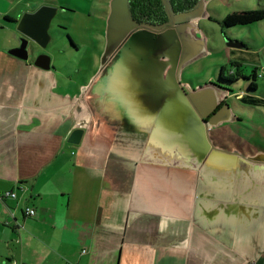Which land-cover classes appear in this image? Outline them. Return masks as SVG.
<instances>
[{"label": "crops", "instance_id": "0c3cea01", "mask_svg": "<svg viewBox=\"0 0 264 264\" xmlns=\"http://www.w3.org/2000/svg\"><path fill=\"white\" fill-rule=\"evenodd\" d=\"M42 6L64 35L49 71L8 53ZM176 19L155 32L128 0H0V264H264V82L254 103L219 82L230 62L260 73L264 22L231 32L242 46L213 79Z\"/></svg>", "mask_w": 264, "mask_h": 264}, {"label": "trees", "instance_id": "16d2710c", "mask_svg": "<svg viewBox=\"0 0 264 264\" xmlns=\"http://www.w3.org/2000/svg\"><path fill=\"white\" fill-rule=\"evenodd\" d=\"M200 3L201 0H128V9L130 18L137 29L162 32L170 28L174 16L190 13ZM262 22H264V4L259 3L255 10H242L228 14L219 24L225 31L236 27L247 29ZM261 77L256 70L251 75H246L244 67L237 62H230L229 65L221 67L219 82L228 89L235 87L240 81H245L247 89L242 93L241 100L245 103H254L251 97L257 90V79Z\"/></svg>", "mask_w": 264, "mask_h": 264}, {"label": "rangeland", "instance_id": "374dc122", "mask_svg": "<svg viewBox=\"0 0 264 264\" xmlns=\"http://www.w3.org/2000/svg\"><path fill=\"white\" fill-rule=\"evenodd\" d=\"M210 0H201V3L199 6L189 14L190 16L186 14H179L177 15L176 21L178 23H186L189 22L190 27L188 28V32H191V30H194L195 33L200 34V38L202 39V43L199 46V48L196 50L198 51V59H197V65H199L202 68V72L204 75L210 77L212 76L213 79H215L217 74V65L221 63H226V55L228 50V42L227 40H231L234 38V36H231V32L235 34V38L239 37L241 40L245 42L248 41V37L250 36L249 32L247 31L246 27H236L231 29H226L223 31L221 25H219L217 22L209 21L205 16V10L208 7L216 8L220 15L226 16L230 12L234 10H243V6L239 4L238 0H216L214 2V5L208 6ZM230 4V5H229ZM245 5V4H243ZM258 7V0H256L255 3V9ZM253 9V10H255ZM197 19L200 21L201 28L194 27L192 24L193 20ZM255 28H259L258 24L253 25ZM0 31H3V29H0ZM50 34L53 35V38L56 39L52 43L48 45L46 49H41L43 52H47L49 56L52 58L55 54V51L52 50L54 48V45L60 41V39H64V35L62 34L61 30L59 29H50ZM196 36L189 33V39L196 40ZM52 55V56H51ZM36 54L34 52H31L29 60L35 61ZM262 67V66H261ZM248 72L250 73L252 71L251 67H248ZM260 70H263L262 73L264 74V67H262ZM264 82V78L259 79V83ZM240 85H243V89L246 88V82L240 81ZM238 84V85H239ZM261 90L264 91V87H261Z\"/></svg>", "mask_w": 264, "mask_h": 264}, {"label": "water", "instance_id": "95a60500", "mask_svg": "<svg viewBox=\"0 0 264 264\" xmlns=\"http://www.w3.org/2000/svg\"><path fill=\"white\" fill-rule=\"evenodd\" d=\"M58 13V8L42 6L33 13H26L17 24V32L20 34V45L13 48L8 53L20 60L28 61L31 52L35 53L36 48L46 49L51 42L50 29L53 20ZM229 47H241L242 45L232 40H227ZM34 64L36 67L49 71L51 70V57L47 54H40L36 57ZM83 130H74L68 142L78 145L81 142Z\"/></svg>", "mask_w": 264, "mask_h": 264}, {"label": "built area", "instance_id": "2783aa9c", "mask_svg": "<svg viewBox=\"0 0 264 264\" xmlns=\"http://www.w3.org/2000/svg\"><path fill=\"white\" fill-rule=\"evenodd\" d=\"M198 23V22H196ZM263 70L260 71V75L263 76L264 74L262 73ZM238 96L242 97V94H238ZM4 196L6 197H13L16 198V193L14 192H7ZM26 214L30 217H34L36 215V211L34 209L28 208L26 210ZM86 251H83V254H85Z\"/></svg>", "mask_w": 264, "mask_h": 264}, {"label": "flooded vegetation", "instance_id": "af4514ba", "mask_svg": "<svg viewBox=\"0 0 264 264\" xmlns=\"http://www.w3.org/2000/svg\"><path fill=\"white\" fill-rule=\"evenodd\" d=\"M177 16V15H176ZM175 17V16H174ZM171 25H170V28L172 27V26H174L173 24H174V18H173V20H172V22L170 23ZM40 55V54H39ZM38 56V55H37ZM36 56V57H37Z\"/></svg>", "mask_w": 264, "mask_h": 264}]
</instances>
